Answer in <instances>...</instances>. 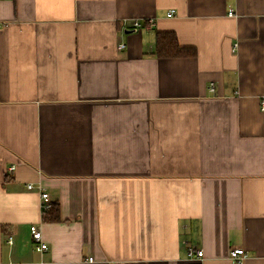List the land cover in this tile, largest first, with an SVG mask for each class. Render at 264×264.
Masks as SVG:
<instances>
[{
  "label": "crops",
  "instance_id": "obj_1",
  "mask_svg": "<svg viewBox=\"0 0 264 264\" xmlns=\"http://www.w3.org/2000/svg\"><path fill=\"white\" fill-rule=\"evenodd\" d=\"M158 31L194 54L158 57ZM232 247L264 264V0H0V264Z\"/></svg>",
  "mask_w": 264,
  "mask_h": 264
},
{
  "label": "built area",
  "instance_id": "obj_2",
  "mask_svg": "<svg viewBox=\"0 0 264 264\" xmlns=\"http://www.w3.org/2000/svg\"><path fill=\"white\" fill-rule=\"evenodd\" d=\"M175 10H171L168 12V16H173ZM229 15H234L233 9L229 10ZM151 24L153 23L152 20L149 21ZM142 21L141 20H134L132 22V26L134 30H138L139 28L142 27ZM125 43L121 42L119 44L120 47L124 46ZM237 44H235L236 47ZM211 90H214L213 82L211 83L210 86ZM15 165H12L10 167V170L13 171L15 169ZM28 189H34L38 188L41 194V207L42 211H46L49 208H51L53 202L51 200L50 194L45 190V188L40 184H34V183H29L27 184ZM31 234L32 238L35 241V247L39 251H45L48 247L47 243L43 239V233L41 228L37 224H32L31 225ZM10 242H12V237H10ZM188 252L189 255L192 258H196L198 260H202L204 257V250L201 247H198L196 245H191L188 247ZM229 258L232 262V264H244L245 260L247 259V252L243 247H232L229 250ZM92 260V258H90ZM10 264H23L21 262H10Z\"/></svg>",
  "mask_w": 264,
  "mask_h": 264
},
{
  "label": "trees",
  "instance_id": "obj_3",
  "mask_svg": "<svg viewBox=\"0 0 264 264\" xmlns=\"http://www.w3.org/2000/svg\"><path fill=\"white\" fill-rule=\"evenodd\" d=\"M155 54L158 57H177L193 55L191 48L182 46L175 32H157ZM45 221H59L61 219L59 204L54 202L48 210L43 212Z\"/></svg>",
  "mask_w": 264,
  "mask_h": 264
}]
</instances>
